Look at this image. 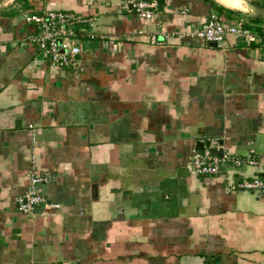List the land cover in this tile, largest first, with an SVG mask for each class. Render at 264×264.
Wrapping results in <instances>:
<instances>
[{
  "label": "crops",
  "instance_id": "0c3cea01",
  "mask_svg": "<svg viewBox=\"0 0 264 264\" xmlns=\"http://www.w3.org/2000/svg\"><path fill=\"white\" fill-rule=\"evenodd\" d=\"M126 1L0 0V264H264V190L229 188L264 179V35H180L211 14L264 29V0H157L150 19ZM43 10L93 17L75 67L29 41ZM201 144L256 164L197 175Z\"/></svg>",
  "mask_w": 264,
  "mask_h": 264
},
{
  "label": "built area",
  "instance_id": "2783aa9c",
  "mask_svg": "<svg viewBox=\"0 0 264 264\" xmlns=\"http://www.w3.org/2000/svg\"><path fill=\"white\" fill-rule=\"evenodd\" d=\"M157 0H127L126 8L144 18L150 19L156 9ZM24 19L34 27L29 35V41L36 46L45 60L61 68L75 67L79 62L83 43L87 37L93 35V17L61 10H43L38 13L26 14ZM227 34L235 39H242L247 43L258 40L257 36L243 26H227L217 16L211 14L200 26L188 28L180 35L196 37L221 47ZM167 35L162 32L149 34L150 44H163ZM234 166L241 164L255 165L256 162L250 157L234 158L223 154L221 158L211 154L209 149L195 150L190 155L191 170L197 175H212L221 172L220 166L225 163ZM47 181L43 175L32 174L29 178L28 189L17 199V209L22 213L32 214L36 207L43 204L44 199L38 193L36 186ZM232 183V182H231ZM229 184L230 189L242 191L264 190V179L254 175L251 177H239L237 182ZM57 207V204H52Z\"/></svg>",
  "mask_w": 264,
  "mask_h": 264
},
{
  "label": "water",
  "instance_id": "95a60500",
  "mask_svg": "<svg viewBox=\"0 0 264 264\" xmlns=\"http://www.w3.org/2000/svg\"><path fill=\"white\" fill-rule=\"evenodd\" d=\"M213 45H215V44H213ZM200 150H203L202 144L200 146ZM209 151L211 154H214V155L218 156L219 158H221L223 155V150L221 148L220 149L219 148L218 149L217 148H209ZM37 208H39V207H36V210H37Z\"/></svg>",
  "mask_w": 264,
  "mask_h": 264
},
{
  "label": "trees",
  "instance_id": "16d2710c",
  "mask_svg": "<svg viewBox=\"0 0 264 264\" xmlns=\"http://www.w3.org/2000/svg\"><path fill=\"white\" fill-rule=\"evenodd\" d=\"M247 29L249 31H251L252 33H257V34H260V35H264V29H262V28L255 27V26H247Z\"/></svg>",
  "mask_w": 264,
  "mask_h": 264
},
{
  "label": "bare ground",
  "instance_id": "6f19581e",
  "mask_svg": "<svg viewBox=\"0 0 264 264\" xmlns=\"http://www.w3.org/2000/svg\"><path fill=\"white\" fill-rule=\"evenodd\" d=\"M224 2L228 3V4H235L238 5V1L237 0H223Z\"/></svg>",
  "mask_w": 264,
  "mask_h": 264
}]
</instances>
